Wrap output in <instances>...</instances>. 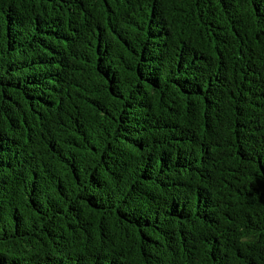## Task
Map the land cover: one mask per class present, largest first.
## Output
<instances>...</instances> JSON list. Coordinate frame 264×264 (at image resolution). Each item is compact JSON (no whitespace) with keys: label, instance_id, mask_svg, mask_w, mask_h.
<instances>
[{"label":"trees","instance_id":"1","mask_svg":"<svg viewBox=\"0 0 264 264\" xmlns=\"http://www.w3.org/2000/svg\"><path fill=\"white\" fill-rule=\"evenodd\" d=\"M0 264H264V0H0Z\"/></svg>","mask_w":264,"mask_h":264},{"label":"clouds","instance_id":"2","mask_svg":"<svg viewBox=\"0 0 264 264\" xmlns=\"http://www.w3.org/2000/svg\"><path fill=\"white\" fill-rule=\"evenodd\" d=\"M244 230L243 229H241V232H243ZM241 244H245V243H248V238L247 237H245V236H243V235H241V237H240V241H239Z\"/></svg>","mask_w":264,"mask_h":264}]
</instances>
